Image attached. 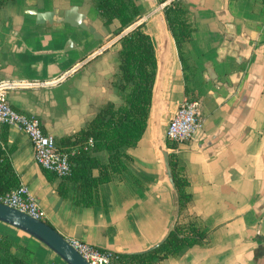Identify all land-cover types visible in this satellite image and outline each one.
<instances>
[{
	"label": "crops",
	"instance_id": "0c3cea01",
	"mask_svg": "<svg viewBox=\"0 0 264 264\" xmlns=\"http://www.w3.org/2000/svg\"><path fill=\"white\" fill-rule=\"evenodd\" d=\"M180 1L193 26L182 53L190 70L184 80L175 53L167 110L170 117L184 97L197 98L201 125L189 140L170 148L188 180L190 199L182 219L193 216L206 232L202 244L185 247L156 264H264V5L262 0L226 1L234 32L244 34L250 45L248 60L237 62L236 56L224 54L220 21L228 15L219 12L223 0ZM70 4L88 14L103 35L110 31L92 0L0 1V80H46L75 67L54 85L7 90L9 103L37 115L44 132L54 138L84 126L104 101L120 103L111 80L117 71L113 55L121 32L111 40H95L63 22H37L28 11L54 8L61 13ZM116 24L113 19L110 28ZM206 60L217 73V88L204 80ZM235 70L241 73L228 94L221 83L227 84V75ZM2 130L19 182L36 197L43 220L66 239L126 252L146 249L165 232L172 196L147 125L139 136L144 138L141 153L126 148L131 155L127 169L100 185L104 203L94 206L73 204L58 193L62 178L34 161L32 143L21 128L8 124ZM106 154L102 150L97 157L104 160ZM0 236L10 238L11 251L26 255L30 264H66L36 237L1 220Z\"/></svg>",
	"mask_w": 264,
	"mask_h": 264
},
{
	"label": "trees",
	"instance_id": "16d2710c",
	"mask_svg": "<svg viewBox=\"0 0 264 264\" xmlns=\"http://www.w3.org/2000/svg\"><path fill=\"white\" fill-rule=\"evenodd\" d=\"M181 2L174 0L161 8L185 80L190 69L182 54L183 43L189 39L193 26L189 20L188 9ZM262 4L264 5V0ZM92 6L112 35L120 33L122 28L143 14L136 0H92ZM113 19L117 24L110 28ZM118 42L119 48L115 53L117 71L111 85L115 87L120 103L104 101L98 106L94 117L84 126L73 131L71 135L54 138L58 148L67 153L71 167L67 176H60L62 179L57 183L56 190L60 195L69 197L76 205L94 206L104 203L100 185L127 169L131 155L126 148L134 146L146 128L155 69L153 41L145 23L139 22L123 32ZM4 140V131L1 130L0 194L19 183ZM166 144L171 147L168 142ZM101 150L107 152L104 160L97 157ZM167 162L178 197V217L172 230L151 250L126 253L115 251L114 264H156L162 258L176 256L185 247L202 244L205 240L206 230L198 220L193 216L182 219L181 212L190 199V193L185 187L188 180L183 165L178 162L174 153L167 156ZM49 174L54 175L52 172ZM11 245L10 238L0 236V264H30L26 255L12 252Z\"/></svg>",
	"mask_w": 264,
	"mask_h": 264
},
{
	"label": "water",
	"instance_id": "95a60500",
	"mask_svg": "<svg viewBox=\"0 0 264 264\" xmlns=\"http://www.w3.org/2000/svg\"><path fill=\"white\" fill-rule=\"evenodd\" d=\"M226 1L227 0H223L221 4L222 8L219 11L222 14L226 13L228 15L224 16V20L220 21L224 25V54L233 58L236 56L238 58L236 59L237 62H241L242 60L247 61L248 54H250V45L247 43L248 41L244 34L234 32V25L230 21L231 17L227 11ZM156 2L157 0H140V2H137L145 13L144 17L149 18L146 27L151 35L154 46L153 55L155 69L154 77L151 82L152 86L150 102L147 110L148 115L146 125L148 126V135L151 137V140L160 155L159 158L163 171L162 176L165 178L166 184L171 191L172 207L170 209V222L165 232L157 239V241L153 242L152 245L148 246L146 249L126 252H145L157 246L162 241L165 234L172 230L178 216L177 192L173 187L170 168L167 162V156L172 153V149L166 144L164 136V131L166 130V125L169 119V111L167 110V107L169 105L171 80L173 79L172 67L175 61L176 49L171 34L167 31L162 8H160ZM28 11L35 14L37 22H63L72 28H80L88 32L95 40H106L112 34V32H109L103 35L94 26L92 18L85 12L79 10L76 4H70L67 8H63L61 13L54 8L45 9V11L30 8ZM217 61L221 63L223 59L219 60L217 58ZM204 73L207 75L206 78ZM240 73V70H235L229 73L227 75L228 83H221L222 87L228 94L233 92L237 85L236 83L237 79H239ZM202 74L205 78L204 80L211 81L215 88L220 86L217 84V73L213 70L210 60H206L203 63ZM213 96L215 97V92H213ZM0 220L14 225L36 237L40 242L55 251L62 260L66 262V264H89L85 257H83L82 254L66 240L61 232H59L51 223H48L41 218L31 216L18 208L0 201Z\"/></svg>",
	"mask_w": 264,
	"mask_h": 264
},
{
	"label": "built area",
	"instance_id": "2783aa9c",
	"mask_svg": "<svg viewBox=\"0 0 264 264\" xmlns=\"http://www.w3.org/2000/svg\"><path fill=\"white\" fill-rule=\"evenodd\" d=\"M173 1L157 0L156 3L161 8L163 5H169ZM74 70L75 67L46 80H0V132L2 127L8 124H14L21 128L32 143L34 161L44 171L52 172L59 176H67L70 173L71 167L67 160V153L58 148L51 134L44 132L40 118L37 115L16 109L9 103L6 96L7 90L15 86L37 85L46 87L54 85L65 76H69ZM199 105V100L193 97H184L176 105L164 131L165 140L168 144L189 140L192 137V133L200 127ZM0 201L31 216L44 219L36 197L30 192L28 186L22 182L1 193ZM66 240L85 257L89 264H114L113 261L116 259L115 251L99 249L92 243L77 238H68Z\"/></svg>",
	"mask_w": 264,
	"mask_h": 264
},
{
	"label": "rangeland",
	"instance_id": "374dc122",
	"mask_svg": "<svg viewBox=\"0 0 264 264\" xmlns=\"http://www.w3.org/2000/svg\"><path fill=\"white\" fill-rule=\"evenodd\" d=\"M144 15H145V13L143 12V14L140 16V17H138L137 19H135L131 24H129L128 26H126V27H124L123 29H122V31H121V33L123 32V31H125V30H128V29H130L131 27H133L135 24H137V23H139V22H142V23H145V26H146V23H147V20L149 19L148 17L147 18H145L144 17ZM146 29H147V27H146ZM110 32V31H109ZM108 32V33H109ZM118 34H120V33H118ZM118 34L116 35V34H111V36L109 37L110 38V40L111 39H113V38H116V36L118 37ZM107 55V54H106ZM113 60L114 61H116L115 60V55H113ZM175 87V85L173 86V88ZM144 138L143 137H141L140 138V140L138 139V144L137 145H134V146H130V148H129V150L130 151H132L135 155H139L140 153H141V151H142V145H143V143H144V140H143ZM102 151V150H101Z\"/></svg>",
	"mask_w": 264,
	"mask_h": 264
}]
</instances>
